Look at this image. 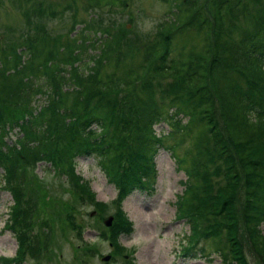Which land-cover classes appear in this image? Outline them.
Returning <instances> with one entry per match:
<instances>
[{
    "label": "rangeland",
    "instance_id": "374dc122",
    "mask_svg": "<svg viewBox=\"0 0 264 264\" xmlns=\"http://www.w3.org/2000/svg\"><path fill=\"white\" fill-rule=\"evenodd\" d=\"M217 1L219 0H116L104 4L91 0H0V63L11 60L9 56L20 57L18 48L24 37L27 40L39 37L31 46L29 62L24 69L28 74L35 71L45 72L48 58L61 57L67 50L71 55L80 57L87 51L91 62L86 55L82 58L90 64L86 70L88 79L94 77V80H120L119 86L111 88L113 95L121 100L134 99L141 112L157 105L168 108L167 110L174 114L173 107L183 104L187 108L186 115L190 113V117L179 114L177 118L185 124L192 115L199 120L197 111H200V106L194 104L197 95L193 96L194 91L189 90V86L182 80L157 75L152 66L159 65L163 60H172L175 70H181L179 77L182 79L191 70L190 66L194 67L197 61L209 62L201 90L205 100L211 103L207 112L215 122V133H218L224 144L229 145L232 137L225 120L231 114V100L227 98V88L233 81L238 88L244 89L246 77L251 73L232 60H225L229 55L226 45L235 42L242 32L264 24V0H237L235 6L232 2L236 0H223L228 6V9L223 11L219 10ZM218 12L221 14V21L218 20ZM214 41L224 44L223 49L216 55V60H213L214 48L211 46ZM165 42L168 43L169 49L166 53V49L162 48ZM76 63L68 64L67 67L75 69ZM8 70L14 69L11 67ZM76 78L78 79L79 75H76ZM77 79L72 81L73 86L77 84ZM3 81L9 86L8 79ZM180 83L184 84L180 89L183 96L180 101L171 100ZM89 87L92 86L87 88ZM59 91L62 89L59 88ZM253 95L261 96V92L257 91ZM72 97L74 98V95ZM72 97L68 95L66 100L69 101ZM42 98H39L38 102H42ZM93 100H96L95 96ZM37 106L32 105L34 109L39 110L41 105L38 108ZM17 113L18 111H10L14 117L19 116ZM17 129L18 126L13 132ZM162 130L167 131V124L164 122L154 126L155 133ZM173 134L178 135L177 132ZM200 134V149L204 145L202 136L208 141L210 148L215 147L216 144L211 142L210 133L206 128L202 129ZM192 135L190 129L182 136V140L175 145L176 153L179 154L189 146ZM9 139L13 141L14 134H10ZM172 139L174 138L168 132L161 142L165 148H158L153 155L151 164L154 174L147 176L145 181L148 191L136 189L121 198L120 209L131 221L132 229L128 234L120 235L114 243H108L112 240L108 235L110 230L102 224V219L104 216L106 218L108 215H115L114 197L117 191L92 155L78 158H69L68 155L57 165L46 161L39 162L28 170V174L33 176H28L27 166L18 165L14 175L21 178L22 194L38 209V218L35 211L33 214L32 231L29 232L28 227L24 229L26 242L31 243L37 238L36 245L40 246V250L45 249L44 244L51 245L53 249L51 252L44 251L39 262L234 264L235 261L229 252L233 244L227 246L222 237L219 248L224 250L221 255L209 254L205 239L196 236L198 233L190 238L195 242L189 246L188 251H182L188 244L185 236L190 231L185 220L176 218H181L177 204L180 192L184 189L182 181L186 177L185 171L180 165L177 167V162L171 154ZM167 144L170 147H167ZM236 160L232 163L233 175L236 176L233 194L234 218L238 229L235 248L247 264H262L260 255L253 248L251 239H248L247 223L256 230L257 227L264 228L263 222L256 215V212L262 209L261 200L264 195L258 189L255 192L250 190L251 185ZM208 163L209 173L214 172L215 161L209 162L208 158ZM72 169L74 173L70 172ZM222 172V176L220 171L212 173L209 181L221 184L226 177V171L222 169ZM2 175L0 168L1 187L5 182ZM76 175L79 176L78 182L81 185H87L92 198L85 193H79L77 178L73 177ZM259 177L263 179L262 176ZM148 179L153 180L150 187ZM12 199L9 188H1L0 264H37L38 262L29 257L21 263L3 259L11 258L16 247L14 233L4 227L8 222L7 208L12 204ZM96 201L104 203L102 209L97 208ZM68 205L73 206L71 214L66 211ZM135 207L139 209L140 215L134 212ZM89 211L93 213L90 214ZM262 212L264 214V210ZM68 216L72 217L76 229L69 226ZM251 216L255 217V222L250 220ZM44 221H48V226L44 225ZM96 230L102 231L106 237L97 236ZM82 231L83 238L78 236ZM225 233L226 229H222V235L225 236ZM108 253L111 258L103 262L100 256Z\"/></svg>",
    "mask_w": 264,
    "mask_h": 264
},
{
    "label": "trees",
    "instance_id": "16d2710c",
    "mask_svg": "<svg viewBox=\"0 0 264 264\" xmlns=\"http://www.w3.org/2000/svg\"><path fill=\"white\" fill-rule=\"evenodd\" d=\"M91 1L107 4L116 0ZM232 3L235 6L237 0ZM217 4L221 11L228 9L223 0L217 1ZM218 14V20L221 21V14L219 12ZM38 39V36L30 40L24 37L18 48L20 57L9 56L11 60L0 63V168L5 180L3 186L9 188L13 196L12 204L7 208L8 222L5 227L15 234L18 243L15 256L11 258L21 259L22 253H28L30 257L35 256L36 251L33 248L37 243V238L31 243H27L25 239L24 229L28 227L29 232L32 231L33 214L35 211L38 218V209H35L34 203L31 200L27 201L22 194L21 178L14 175L18 165L27 166L28 174L31 165L39 160L57 165L68 155L69 158L82 154L92 155L100 170L116 187L115 215L108 227L110 230L108 235L112 239L110 242L114 243L117 241L118 232H128L130 225L120 209V200L132 189L144 186L147 176L151 177L154 174L151 164L153 155L165 139L163 134L155 135L154 126L158 122H165L168 124L169 134L174 138L171 143V154L177 162V167L180 165L185 171L186 177L182 181L184 189L180 192L177 204V210L190 231L185 236L188 248L186 246L183 250L188 251L189 246L195 242L190 238L198 233L196 236L205 239L209 253L220 254L224 250L219 248L222 237L227 246L233 244L229 252L235 261L234 264H247L235 248L238 229L234 218L233 194L236 176L233 175L232 163L237 159L251 185L250 190L255 192L258 189L264 195V24L242 32L235 42L226 45L229 55L225 60H232L251 73L246 77L244 89L238 88L233 81L227 88L226 95L228 100H231V114L225 120L232 137L229 145L224 144L218 133H215V122L212 115L207 112L211 103L205 100L201 90L209 62L197 61L194 67L190 66L191 70L182 79L179 77L181 70H175L172 60H163L159 65L152 66L157 75L178 78L189 86V90L194 91L193 96L197 95L194 104L200 106V111H197L199 120L192 115L188 122L183 124L177 115H190V113L186 115L187 108L183 104H176L173 107L174 114L167 110L168 108L157 105L141 112L134 99L121 100L113 95L111 88L119 86L120 80H94V77L88 79L89 74L86 70L91 58L87 51L80 57L71 55L67 50L61 57L48 58L45 72L26 73L24 69L29 62L31 46ZM223 45L215 41L211 43L214 48L213 60H216L215 57L223 49ZM162 48L166 49L164 53L169 51L168 43L165 42ZM83 55L88 57L87 62L82 58ZM73 63L77 64L75 69H69L68 64ZM11 67L14 69L13 73L8 70ZM76 75H79L78 79ZM6 79L10 88L3 81ZM74 79L78 82L73 86ZM184 84H179V89L175 91L171 100L180 101V97L183 96L180 89ZM89 85L92 87L87 88ZM59 88L62 91H59ZM257 91L261 92V96L253 95ZM68 95L71 97L74 95V98L67 101ZM93 96L96 97L95 101ZM39 98L43 101L38 102ZM32 105H38L37 108L41 105V108L36 110ZM10 109L13 112L18 111L19 116H11ZM16 126L18 129L13 132ZM204 128L210 133V140L216 144L215 147L210 148L208 141L202 136L201 141L204 145L202 149L199 148L200 132ZM190 129L193 135L189 139V146L179 154L176 153L175 145ZM176 132L178 135L173 134ZM10 134H14L13 141L9 139ZM167 147L170 146L167 144ZM208 158L209 162L215 161L214 172L220 171L222 176V169L226 171V177L221 184L209 181L211 178L209 176L214 172L209 173ZM67 166L70 167L69 164ZM70 172L74 173L73 169ZM73 177L77 178L79 193L81 195L85 193L92 198L87 185L78 182L79 176ZM95 203L98 209H102L104 203L98 201ZM261 206L262 209L255 212L264 226L262 212L264 197ZM72 210V205L66 207L68 213L71 214ZM67 219L69 226L76 229L72 217L68 216ZM250 220L255 222V217L251 216ZM44 222L48 226V221ZM221 228L226 229L225 236L222 235ZM247 228L248 239H251L253 248L260 255L259 260L264 264V228L257 227L256 230L248 223ZM99 235L102 238L106 237L101 232Z\"/></svg>",
    "mask_w": 264,
    "mask_h": 264
},
{
    "label": "water",
    "instance_id": "95a60500",
    "mask_svg": "<svg viewBox=\"0 0 264 264\" xmlns=\"http://www.w3.org/2000/svg\"><path fill=\"white\" fill-rule=\"evenodd\" d=\"M110 219H111V217L110 216H108L107 218H106V220H104V224H106V225H108V223H109V221H110ZM108 257L109 256H107V255H104V256H102V260H107L108 259Z\"/></svg>",
    "mask_w": 264,
    "mask_h": 264
},
{
    "label": "bare ground",
    "instance_id": "6f19581e",
    "mask_svg": "<svg viewBox=\"0 0 264 264\" xmlns=\"http://www.w3.org/2000/svg\"><path fill=\"white\" fill-rule=\"evenodd\" d=\"M138 210H139V209H138L137 207L134 208V212H135L136 214L140 215ZM137 217H138V216H137Z\"/></svg>",
    "mask_w": 264,
    "mask_h": 264
}]
</instances>
